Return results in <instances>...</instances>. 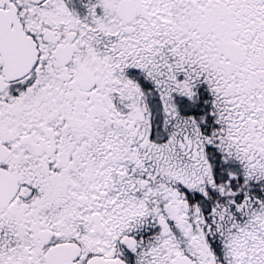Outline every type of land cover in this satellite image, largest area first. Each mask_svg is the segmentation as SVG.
Instances as JSON below:
<instances>
[{"label": "snow or ice", "instance_id": "snow-or-ice-1", "mask_svg": "<svg viewBox=\"0 0 264 264\" xmlns=\"http://www.w3.org/2000/svg\"><path fill=\"white\" fill-rule=\"evenodd\" d=\"M0 264H264V0H0Z\"/></svg>", "mask_w": 264, "mask_h": 264}]
</instances>
